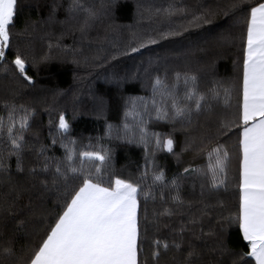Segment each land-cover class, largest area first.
I'll list each match as a JSON object with an SVG mask.
<instances>
[{
  "label": "trees",
  "instance_id": "16d2710c",
  "mask_svg": "<svg viewBox=\"0 0 264 264\" xmlns=\"http://www.w3.org/2000/svg\"><path fill=\"white\" fill-rule=\"evenodd\" d=\"M79 5L17 0L6 62H0V118L7 121L11 106L31 115L19 168L6 131H0V159L7 168L0 171V264H25L62 212L66 190L79 187L80 174L68 168V148L76 167L82 159L86 168L98 163L81 153L107 152L105 183L121 178L139 184L144 264H155L154 239L171 245L159 264H255L241 259L249 247L235 220L242 158L235 123L244 19L253 5L245 0H79ZM17 54L31 82L13 74L10 62ZM185 74L196 77L195 87L206 99L199 111L187 102L193 107L190 120L172 119L171 99L162 98L156 80L183 104ZM212 90L220 95L214 98ZM225 90L231 92L227 103ZM158 107L168 112L167 119L156 118ZM61 115L67 132L59 129ZM153 133L172 138L173 151L158 150ZM217 145L229 153L227 180L212 187L204 172L208 152ZM160 173L163 180L156 181Z\"/></svg>",
  "mask_w": 264,
  "mask_h": 264
},
{
  "label": "snow or ice",
  "instance_id": "6c2138e0",
  "mask_svg": "<svg viewBox=\"0 0 264 264\" xmlns=\"http://www.w3.org/2000/svg\"><path fill=\"white\" fill-rule=\"evenodd\" d=\"M252 4L244 19L246 28V47L242 64V99L238 102V123L240 128L239 150L241 153L239 167V208L235 217L243 240L247 242L249 251L241 254V259L250 257L255 264H264V2L260 0H245ZM74 7H80L79 0H74ZM17 10V0H0V62H6V50L10 47V28L14 23ZM90 16L94 13L86 10ZM201 19V18H197ZM207 22V21H205ZM155 43V41H152ZM138 49H133L137 51ZM14 65L13 74L31 82L27 74L26 61L19 54L10 62ZM9 69L5 68V71ZM181 79L177 74V80ZM183 82L188 86L181 104L180 99L167 89L159 78L156 89L162 98L171 99L174 110L172 119H191L194 104L195 110L201 109V102L205 95L198 93L195 76L187 74ZM213 91V97L220 92ZM231 92L225 90V101L230 102ZM155 104V101H153ZM23 112V115L17 113ZM157 119L168 118V112L157 108ZM31 113L21 106L17 109L11 106L7 121L0 118V131H6L12 151L20 160V150L23 145L24 132L29 127ZM18 125V127H17ZM59 129L67 132L69 124L65 117H59ZM225 128L231 125L225 123ZM141 136L145 140L146 132ZM156 148L173 151V139L162 138L153 133ZM55 142V141H54ZM67 148L68 146L65 145ZM73 150L68 148V168L73 173H79L81 183L70 194L66 190V200L63 210L49 228L45 238L35 248L25 264H144L141 260V230L138 220L139 184L125 179L109 178L105 183L104 175L109 167L107 152H84L81 157L91 163V167L84 166L83 159L80 166L71 164ZM209 163L204 174L211 176L212 187H220L227 180V165L229 153L222 146L217 145L208 152ZM47 167V166H46ZM6 164L0 159V171H6ZM22 170V169H20ZM185 169V172H188ZM56 172L66 179L60 166ZM147 173H145L146 175ZM156 181L163 180V173L155 175ZM175 184L176 181H173ZM152 258L159 264V257L170 249L169 242L163 239L152 241ZM179 247V245H175ZM5 252L13 255L11 248ZM193 255L189 253V256Z\"/></svg>",
  "mask_w": 264,
  "mask_h": 264
}]
</instances>
